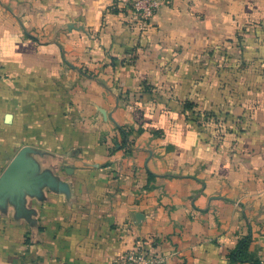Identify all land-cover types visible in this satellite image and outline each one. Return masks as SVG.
Returning <instances> with one entry per match:
<instances>
[{"label":"crops","instance_id":"1","mask_svg":"<svg viewBox=\"0 0 264 264\" xmlns=\"http://www.w3.org/2000/svg\"><path fill=\"white\" fill-rule=\"evenodd\" d=\"M115 4L0 0V264H262L247 19L176 1L137 33Z\"/></svg>","mask_w":264,"mask_h":264},{"label":"rangeland","instance_id":"2","mask_svg":"<svg viewBox=\"0 0 264 264\" xmlns=\"http://www.w3.org/2000/svg\"><path fill=\"white\" fill-rule=\"evenodd\" d=\"M176 1L183 5H189L198 11L205 10L206 8V10L216 12L218 7L224 5L230 9L228 16L230 19L233 18V22L240 21L239 16L240 18L242 16V18L247 19L246 23H244L245 25L238 26V28L243 31L241 37L249 42H245L246 46L250 47L253 50L252 52L257 54L252 59L250 67L256 70L259 68L263 73V76H261L263 79L256 80V83L264 89V0H170L168 4L163 6L174 5ZM245 35L254 38V40L256 39V42L250 43V40ZM253 43L256 45H253Z\"/></svg>","mask_w":264,"mask_h":264},{"label":"built area","instance_id":"3","mask_svg":"<svg viewBox=\"0 0 264 264\" xmlns=\"http://www.w3.org/2000/svg\"><path fill=\"white\" fill-rule=\"evenodd\" d=\"M170 0H117L115 8L122 16V23L129 30L137 33L145 32L151 26V20L160 7ZM117 264H165L159 256H150L141 242L123 254ZM264 264V262H262Z\"/></svg>","mask_w":264,"mask_h":264},{"label":"trees","instance_id":"4","mask_svg":"<svg viewBox=\"0 0 264 264\" xmlns=\"http://www.w3.org/2000/svg\"><path fill=\"white\" fill-rule=\"evenodd\" d=\"M236 44H237V46H239V48L242 46V44L244 45V48H246L245 49V51H247L248 52V54H250V56H253V53H252V49L249 47H247L246 46V41H245V38H242L241 36H236V41H234ZM242 51H244V50H242ZM251 52V53H250ZM254 58V57H253ZM253 58H251V59H248V60H246L245 62H244V64H243V66H244V69H246V70H251V63H252V59ZM237 67V66H236ZM254 67H255V65H254ZM229 69H232V67H230V68H228V70ZM257 71L259 72V75H261V76H263L262 74V72L260 71V69L259 68H257ZM204 118L205 119H207L208 121H211V122H213V123H215L216 124V126L218 127V129L219 130H221V124L220 123H222V124H226V120L224 119H222V118H218L216 115H214V114H205L204 115ZM226 130H224L223 132H225ZM122 135L124 136V139L127 137V134H124V132H122Z\"/></svg>","mask_w":264,"mask_h":264}]
</instances>
